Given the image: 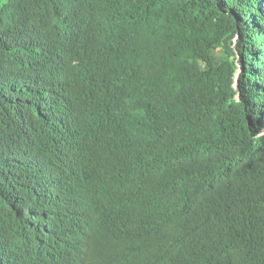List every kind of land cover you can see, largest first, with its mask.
<instances>
[{
    "label": "trees",
    "instance_id": "1",
    "mask_svg": "<svg viewBox=\"0 0 264 264\" xmlns=\"http://www.w3.org/2000/svg\"><path fill=\"white\" fill-rule=\"evenodd\" d=\"M109 223L264 264V0H0V264H103Z\"/></svg>",
    "mask_w": 264,
    "mask_h": 264
},
{
    "label": "clouds",
    "instance_id": "2",
    "mask_svg": "<svg viewBox=\"0 0 264 264\" xmlns=\"http://www.w3.org/2000/svg\"><path fill=\"white\" fill-rule=\"evenodd\" d=\"M90 106L92 103H89ZM127 213V211L125 212ZM110 230L101 234L93 247V250L78 249L86 252L87 257H92L101 260L103 264H132L137 258H140L144 250L139 245H130L122 243L119 236L122 235L117 227L109 223ZM163 252H169L167 249L159 247ZM67 264H86L85 258L80 261L70 260ZM147 264H152V258H148Z\"/></svg>",
    "mask_w": 264,
    "mask_h": 264
},
{
    "label": "water",
    "instance_id": "3",
    "mask_svg": "<svg viewBox=\"0 0 264 264\" xmlns=\"http://www.w3.org/2000/svg\"><path fill=\"white\" fill-rule=\"evenodd\" d=\"M241 71H242V69H241Z\"/></svg>",
    "mask_w": 264,
    "mask_h": 264
}]
</instances>
